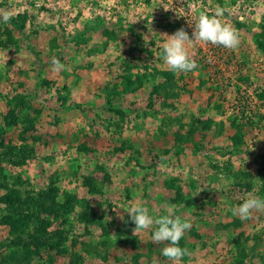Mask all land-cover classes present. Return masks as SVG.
<instances>
[{"label":"rangeland","instance_id":"374dc122","mask_svg":"<svg viewBox=\"0 0 264 264\" xmlns=\"http://www.w3.org/2000/svg\"><path fill=\"white\" fill-rule=\"evenodd\" d=\"M217 8L237 30L239 46L189 45L198 67L170 71L162 58L166 34L183 27L191 36L189 22L194 26L201 12ZM5 12L19 27L25 21L13 29V45L2 33ZM35 27L40 33L27 37ZM79 34L80 51L72 42ZM55 35L61 45L52 53ZM260 40L264 0H0V182L22 195L12 208L25 207L27 222L16 233L2 224L10 206L0 199V250L17 252L11 242L38 235L68 238L55 251L38 237L41 250L29 262L1 264H172L159 257L158 245L162 252L166 242L152 240L153 228L133 235L125 209L134 204L154 218L170 210L191 223L180 241L188 254L179 264H264V213L244 221L231 212L249 195L264 198ZM130 47L129 72L146 77L115 105L124 115L109 119L103 109L115 104L114 96L97 85ZM53 57L64 65L60 71L53 70ZM152 94L167 101L152 109ZM29 97L35 103L12 123L11 112ZM78 104L91 108L81 111ZM246 116L260 129H251ZM177 134L186 138L179 143L184 149L174 146ZM8 192L0 188V198ZM29 195L49 203L29 204Z\"/></svg>","mask_w":264,"mask_h":264},{"label":"clouds","instance_id":"9594fccd","mask_svg":"<svg viewBox=\"0 0 264 264\" xmlns=\"http://www.w3.org/2000/svg\"><path fill=\"white\" fill-rule=\"evenodd\" d=\"M223 8H217L214 14L209 15L201 12L198 19L189 22L192 27L191 36L181 27L173 34L168 35L162 44L163 60L168 69L173 72H190L198 67L196 60L189 51V45L199 43H211L212 45L223 46L226 49H235L240 44L237 30L228 23L222 21ZM11 13L3 14V22L6 24L11 20ZM53 70L60 71L64 68L59 59L53 57ZM131 221L135 224L133 235L141 230L153 228L152 240L156 243H165L162 255L167 257L172 264H179L182 258L188 254V250L180 246V241L192 225L189 221L183 220L181 216L175 215L170 210L158 218L149 214L146 207L134 204L127 209ZM231 212L241 220L247 221L254 218L257 213H264V198L257 195H249L239 205L233 206ZM121 219H123L121 217Z\"/></svg>","mask_w":264,"mask_h":264},{"label":"trees","instance_id":"16d2710c","mask_svg":"<svg viewBox=\"0 0 264 264\" xmlns=\"http://www.w3.org/2000/svg\"><path fill=\"white\" fill-rule=\"evenodd\" d=\"M148 1H151V0H148ZM24 23H25V21L23 20V22L20 24L21 27L18 26L17 21L13 22V23L8 22L6 24L3 23V26H5L6 30L3 31L2 33L3 34L6 33L8 35V37L10 38L8 43L13 45V42H14V40H13V37H14L13 29L25 27ZM39 33H40L39 29L37 27H35L33 30H31V31H29L27 33V37H29V36L32 37V35H38ZM104 34H106L105 30H104ZM83 36H84L83 34H79L77 37L72 39L73 40L72 42H74V47H76V50H78V51H80V44H79L78 41ZM2 44H3V42H0V47H2ZM259 44L263 48V51H264V42L260 40ZM60 45L61 44L59 43V38H58L57 35L53 36L50 39V41H49V46H50V49H51L52 53H56V51L59 50V46ZM134 49H135L134 47H130V49L128 51L129 53L126 54L124 56V58H122L120 60V63L118 64V67L114 71L110 72V76L102 81V86L100 84L101 87L99 85H97V87H99V90L102 93H104L106 96H108V97L111 96V95L114 96L115 104L114 105H109L108 108L103 109V113L105 112L108 115L107 117H109V119L113 118L115 114H118L120 116L124 115L125 111L121 107L115 108L116 107L115 105L121 106L119 103H121L120 99L123 97V95L125 93H131L133 90H136L137 88H139L140 85L142 84V80L141 79L146 77V76H142V78H141L138 75L134 76L128 70L130 68V66L132 65V63H131V61H132L131 54H133ZM164 73H165V77L167 79H169L168 82L169 83L171 82V83L174 84V86H176V82L173 81V78L175 77V75H172V72H168V71H166ZM133 77L136 79V83H138V86L134 87L135 80L132 79ZM152 93H153V91H152ZM58 95H60V94H58ZM171 95H172L171 98H178V93L172 92ZM171 95L168 94V96H171ZM151 96H152V98H151V101H150V107L152 109H155L156 103H158L159 101H161V102H164V101L166 102L167 101V98L164 99L163 94H162V96H161V94H152ZM260 97L264 98V93L260 94ZM33 99L34 98L29 97L28 100H23L22 105L19 106V108L16 111H14V112L12 111L11 112V114L13 116L12 117L13 118L12 123H15V122L19 121V116H18V115H20L19 112L22 113L25 110V108L28 105V103L29 104L31 102L35 103L33 101ZM159 99H161V100H159ZM62 100L64 102L66 99L64 98ZM116 100H118V104L116 103ZM107 101H108V99H107ZM105 102H106V99H105ZM170 105L172 107H174V103L173 102H170ZM78 107H79V109L81 111H84L85 109H90L91 108V107L90 108H86L85 106H82L80 104H78ZM50 108H52V107H50ZM59 109H61V108H59ZM59 109L56 108L57 113H58ZM37 112H40V108L37 109ZM241 112L244 113L242 110H241ZM246 117H248V116H246ZM234 123H236V121H233V124ZM245 123L250 125L251 129L252 128L260 129V126H257L258 124H256V122L253 120V118L249 119V117H248V120H246ZM30 124L32 125L33 123H30ZM10 125H12V124H10ZM31 125L30 126L28 125L29 127L27 126L26 129H29L30 127H32ZM238 127H239L238 134L236 136L235 135L232 136V141H233V143H236V144L242 142L240 124H239ZM174 138H175L174 146L177 147V148H179V146H181V148L184 149V145L183 144L179 145V143L186 142V138H183L182 136H180V134L175 135ZM86 150H88V149H86ZM262 164L264 165V155L262 157ZM5 184L0 182V188L1 189H3V188L7 189L9 192L7 194L5 193L0 199H1L2 203L10 206V208L7 209V211H5V214H3L4 216H3L2 220H1V223L4 224V225L12 227V231L14 233H16L17 231H19L18 228H21L22 226H24L27 223L23 219V218H25L24 217L25 216V214H24L25 213V207L20 206V207L15 208L16 207L15 206L14 208H12L14 204L16 205L17 202L18 203L20 202V197L22 195H20V193L16 194L17 191L15 189H11L10 190V187H8V184H6V185ZM10 191H12V192L10 193ZM17 200H19V201H17ZM50 200H51V198H50ZM26 201L29 204L32 203V205L34 203H36V202H37V204L39 203V205H41L42 203H44V205L45 204L48 205V203H49L45 199H43V201H41V199L32 198V195H29V198ZM51 202L53 203L52 200H51ZM27 208H28V206H27ZM38 237L43 239L44 244L48 243L47 246L51 247L49 249H54L55 251H59V246H65V243H67V241H68V238L64 237V236H62V237H60V239H56V240H51L49 238H46L44 235H40V236L38 235ZM37 238L33 236L32 239H34V240L32 242L31 241H29V242L27 241L26 243H22V244H19V243L15 242V241L11 242L12 244H15L18 247L17 248V252L15 250L14 251L16 253H18V249H20L22 251V254H21V256H17V254H15V252L10 253V254L9 253L6 254L7 252H4V251L0 250V264L2 262L6 263L8 260H11V259L12 260H16V259H18V257H20L22 261L29 262L31 257L33 255L39 253L40 250H41V247L39 246L40 244L37 245V243L39 241L38 240L39 238L38 239ZM181 247L184 248V246H181ZM157 251L159 252L158 255L161 258V260H164L163 257H162V252L160 250V245H158ZM1 258H2V260H1ZM167 262L168 261H162L161 264H167Z\"/></svg>","mask_w":264,"mask_h":264},{"label":"built area","instance_id":"2783aa9c","mask_svg":"<svg viewBox=\"0 0 264 264\" xmlns=\"http://www.w3.org/2000/svg\"><path fill=\"white\" fill-rule=\"evenodd\" d=\"M206 52H208V51H206ZM214 51L212 50V52L211 53H213Z\"/></svg>","mask_w":264,"mask_h":264}]
</instances>
